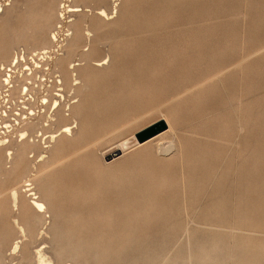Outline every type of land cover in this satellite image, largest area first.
<instances>
[{
  "label": "rangeland",
  "instance_id": "rangeland-1",
  "mask_svg": "<svg viewBox=\"0 0 264 264\" xmlns=\"http://www.w3.org/2000/svg\"><path fill=\"white\" fill-rule=\"evenodd\" d=\"M64 2L0 0L10 6L0 14L3 80ZM70 5L90 26L107 9L92 57L110 50L112 66L76 93L54 88L59 109L42 104L35 72L24 99L19 73L11 87L0 81L16 114L0 135V264H36L39 251L49 264H264V0H121L115 13ZM159 121L167 129L139 143ZM28 142L20 161L15 149Z\"/></svg>",
  "mask_w": 264,
  "mask_h": 264
},
{
  "label": "bare ground",
  "instance_id": "bare-ground-1",
  "mask_svg": "<svg viewBox=\"0 0 264 264\" xmlns=\"http://www.w3.org/2000/svg\"><path fill=\"white\" fill-rule=\"evenodd\" d=\"M8 1H10V0H8ZM71 1L72 0H65L62 7H60V11H59L58 15H55V12L51 14V15L54 14L53 17L50 16V18L51 19L53 18V19L47 25L48 27L46 28L45 32L42 31V32H44L43 34L41 33L42 35L39 36L38 35L39 33L35 34V35H38V37L36 36L37 38L34 39V41H33L34 42L33 43L34 49L31 50L30 53L27 55L22 54V53L15 54L12 58V61L10 62V66L8 67L9 68L8 71H7V69L5 71H3L5 78L3 80L0 77V79H2L0 81L2 82V84L4 83V85H6V87L12 86V83L16 79V74H18V73L20 74V77H19V80H16V81H21V82L22 81H28L27 83L24 84V86H22V89H20V95L23 94V97H21V99H24V97L29 96L34 91V88L30 87L29 85L34 84L31 81L33 80V75L35 72V76L37 78L36 83H37V81L41 82L40 85H42V87H43L42 90H43V93L45 94L42 96V104L46 106L50 103V101H52L53 103L50 104L49 107L53 106L54 109H59L60 104H58V102L55 100V97L63 98L62 96L64 94L60 95L57 93V94L53 95L52 93H53L54 88H58L59 89L58 92H64V89L66 87L67 90H69V91L74 90V92L76 93V90H78L80 88V85L82 83H89V84L91 83L92 78H93L92 75H94L96 72H102V74H104L103 72L109 70L110 67L112 66L113 60H112L110 50H109V52L106 51L107 53H106L105 57H103L100 60H95L92 57L93 52L95 51L94 49L92 50V43L94 40V30L97 27L101 28V26H102V28H103L104 26L105 27L108 25L110 26V24H108L109 22L108 23L105 22V21H108V18L110 16L107 9L106 8L99 9V12L95 16L97 19H99V21H98L99 24L97 23V25H95V26H90V22L88 21V16L80 14V12H82V10H79L78 6H71L70 5ZM120 1L121 0H90V2L94 3V4H101V5L114 4V10H115V11H113L114 13L117 10V6H118L117 4H119ZM7 6H9V5L0 4V14L4 12V9L7 8ZM17 7H19V5ZM86 7H84V8H86ZM6 12H7V10H6ZM8 16H10V15H8ZM71 16L76 17V19L69 20L71 18ZM92 28H94V30ZM33 37H31V39ZM100 45L104 46V43L101 42ZM97 50H98V48L96 49V51ZM63 51H65V52H63ZM96 51H95V53H96ZM97 52H99V51H97ZM59 56H61V57H59ZM74 57H78V60H72ZM27 61L29 63V66H26L25 70L17 69L18 66L21 65V63H27ZM77 62H79V63H77ZM30 64H31V66H30ZM41 69L43 70V74L41 73L42 75L38 76L39 75L38 73H40V71H37V70H41ZM16 70H18V71H16ZM1 74H3V73L1 72ZM1 74H0V76H2ZM20 78H21V80H20ZM22 79H24V80H22ZM29 92H30V94H29ZM48 93H50V95ZM0 98L2 99V100H0V105L2 103H4V105L7 104L6 110L4 111V108H2V111L0 112V135L3 136V134H8L7 132L9 129L12 130V128H13V126L10 127L11 125L8 126L10 123L6 122V120L8 119L9 116H12L14 119L16 114L14 112V102L11 101V99H13L12 92L7 90L6 94H0ZM44 112H45V110L43 111V113ZM59 112L60 111H57V113H59ZM38 114H39L38 115V117H39L40 111ZM63 115L64 114L62 112V116ZM67 115L68 114H66L62 117V119L64 121L69 120V118H67ZM28 116H29V118L26 116L24 119H26L27 122L31 124L32 121H34V119H35L32 117L37 116V112L31 111ZM73 118H76V117L73 116ZM10 122H11V124H14V120L13 121L10 120ZM15 122H16V119H15ZM65 124H67V125L65 127H63V128H65L64 133H66V134L71 133L72 129L75 127L72 128V123L69 124L66 122ZM73 124H74V122H73ZM16 125H17V123H16ZM165 125L167 126V124H165ZM14 132L12 134H14ZM26 135H28V134L23 131L20 134V137L24 140V138H26ZM2 136H0V137H2ZM5 138H7V137H5ZM9 140H8V142H9ZM148 140H146V141H148ZM26 141H27V139H26ZM15 143H14V145H15ZM142 143H144V142H142ZM173 143H174V141H173ZM173 143H171V146L167 147L166 149H163L161 147L159 148V146H157V145L156 146H157V148H159V151L161 153H169L172 151L173 147L175 148V146H172ZM8 145H10V144H8ZM14 145H12V147ZM30 146L31 145L29 142L23 143L19 146L17 145V147L15 149V154L17 153L18 157H16V158L20 161H21V157H23L22 159H24L26 152H29L27 150L33 148V147L31 148ZM8 147H11V145ZM8 147H6V148L9 149ZM124 147H128V143L125 144ZM3 148L4 147H2L0 149V152H1V150L2 151L5 150ZM9 151H11V150L9 149ZM115 153L116 154L112 155V158L118 157L120 154L123 153V150L118 149L117 151H115ZM13 155H14V152H13ZM8 156H11V155H8ZM55 156H56V152H54V154H53V157H55ZM2 157H3V155H2ZM4 157H6V156H4ZM2 160H4V158H2ZM11 160H12V158H11ZM15 161L16 160H14V162ZM23 161H25V159ZM4 162H7V160H5ZM15 165H16V163H15ZM17 165H18V163H17ZM19 167H21V165ZM13 170H15V169H13ZM17 172H19V171H17ZM15 200H17V199H15ZM34 200H36L33 203L34 209H36V211H38L39 213H43L46 209L45 204L42 201H39L38 198H36ZM39 213H37V214H39ZM18 247H19V243L16 244L15 250ZM14 253H16V252H14ZM35 262H36V264H49V262L44 258V255H42L41 251H39L36 254Z\"/></svg>",
  "mask_w": 264,
  "mask_h": 264
},
{
  "label": "water",
  "instance_id": "water-1",
  "mask_svg": "<svg viewBox=\"0 0 264 264\" xmlns=\"http://www.w3.org/2000/svg\"><path fill=\"white\" fill-rule=\"evenodd\" d=\"M166 127L167 126L165 125L164 122L159 121L153 124L152 126L148 127L147 129L138 132L136 134L137 140L139 143L145 142L146 140L166 130L167 129Z\"/></svg>",
  "mask_w": 264,
  "mask_h": 264
}]
</instances>
